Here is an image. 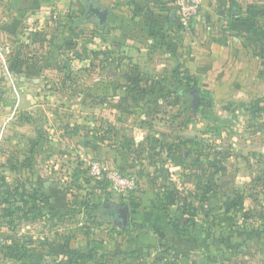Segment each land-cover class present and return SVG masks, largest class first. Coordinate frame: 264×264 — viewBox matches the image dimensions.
I'll return each mask as SVG.
<instances>
[{
	"label": "rangeland",
	"instance_id": "1",
	"mask_svg": "<svg viewBox=\"0 0 264 264\" xmlns=\"http://www.w3.org/2000/svg\"><path fill=\"white\" fill-rule=\"evenodd\" d=\"M250 2L260 19L241 40L257 44L260 37L261 43L239 55L243 73L236 69L235 76L232 66L229 74L216 71L213 80H203L185 72L191 85L210 93L212 108L200 110V101L194 111L193 97L182 95L164 99L169 111L166 104L154 108L145 88L129 81L153 75L143 53H116L118 63L108 60L104 69L94 55H81L79 62L65 56L60 78L41 83L22 80L17 68L0 63V264H264V0ZM114 68L116 86L135 93L117 111L96 92L98 74ZM113 125L123 127L115 134ZM156 125L164 129L162 139L151 131ZM133 126L149 130V139L164 149L183 143L178 155L187 156L180 161L185 171L172 172L164 162L163 169L145 172L153 162L141 158ZM103 151L114 157L105 159ZM94 162L135 176L137 190L129 199L118 197L108 181L92 178ZM127 163L150 182L170 228L133 223L124 233L104 215L106 202L136 211L146 190ZM207 185L212 192L204 197ZM41 195L51 201L42 203ZM236 197L242 208L228 214L224 203ZM177 219L190 223L183 237L170 223ZM135 237L142 238L137 247ZM14 245L20 250L10 258L7 249Z\"/></svg>",
	"mask_w": 264,
	"mask_h": 264
},
{
	"label": "crops",
	"instance_id": "2",
	"mask_svg": "<svg viewBox=\"0 0 264 264\" xmlns=\"http://www.w3.org/2000/svg\"><path fill=\"white\" fill-rule=\"evenodd\" d=\"M91 1L100 9L108 11L104 25L88 14L87 5ZM174 1L0 0V63L7 67L13 64L21 73L22 80L32 78L34 83H41L44 78L46 82L60 78L59 70L65 56L71 62H79L81 55L87 54L88 58L94 55L102 64L100 68L104 69L108 60L118 63L116 53H143L146 60L151 62L149 65L154 71L153 75L140 77V74H135L129 81H136V86L145 88L144 92H139L155 99L154 108L161 106L162 110L166 107L169 111V106L164 103L165 98L173 95L184 97L180 90L171 91L170 88H174L177 70L180 73L182 71L181 79H185V72H188L193 78L213 80L216 71H220L219 74L222 75L229 74L228 69L232 66L234 72L237 69L239 73H243L245 67L242 66L239 55L248 53L250 44L254 43H250L249 37L248 42H243L241 38L255 31L251 25H256V21L260 19V14L254 13L250 8V0H201L199 14L191 28L185 30L179 22ZM260 40L258 37L254 46L260 45ZM234 74L236 76V72ZM223 79L225 78H222V82H228ZM235 80L237 79H232L233 82ZM96 81L101 82L97 87V96L109 100L115 111L135 94L132 90L116 86V81L120 80L115 68L104 75L98 74ZM161 104L166 105L162 107ZM120 126L123 127L113 125L111 129L116 134L120 131ZM159 130L163 132L164 129H158L156 125L151 131L159 132V138L165 135ZM132 131L143 161L153 162V167L146 165L145 172L163 169L164 162L165 167L172 172L181 169L185 171L180 161L184 162L183 159L187 156L178 155L183 143L174 146L173 143L168 144L164 149L165 145L158 139H149V130L142 126H133ZM102 154L105 159L114 157L113 152H110L109 157L107 152L103 151ZM124 167L127 171L137 173L134 172L146 190L138 198L135 208L133 207L136 211L133 212L129 205L130 217L124 229L112 219L109 220L124 233L133 223L140 227L158 225L160 228L161 225L163 229L170 228L164 211L159 210L155 204V192L140 167L136 168L128 163ZM108 203L105 210L124 206ZM151 229L154 231V228ZM164 232L161 231L160 237L165 238ZM135 238L134 246L137 247L142 238Z\"/></svg>",
	"mask_w": 264,
	"mask_h": 264
},
{
	"label": "built area",
	"instance_id": "3",
	"mask_svg": "<svg viewBox=\"0 0 264 264\" xmlns=\"http://www.w3.org/2000/svg\"><path fill=\"white\" fill-rule=\"evenodd\" d=\"M174 5L181 26L185 30H189L201 10L202 1L175 0ZM90 174L97 183L108 181L113 193L125 200L129 199L133 195L132 193L137 190L138 181L135 176H127L118 171H108L100 162H94L90 166Z\"/></svg>",
	"mask_w": 264,
	"mask_h": 264
},
{
	"label": "trees",
	"instance_id": "4",
	"mask_svg": "<svg viewBox=\"0 0 264 264\" xmlns=\"http://www.w3.org/2000/svg\"><path fill=\"white\" fill-rule=\"evenodd\" d=\"M11 67H13L12 64H11ZM13 68H15V67H13ZM175 78H177V80L173 84L174 85V88H175V91L180 90L181 93L184 95V97L192 98L191 92L194 89L197 88L196 85H191L192 80L191 79H186V78L185 79H181V73H180L179 70H177L175 72ZM200 96H201V104H200V108L199 109L201 110V108H202L203 105H207L208 108H212V102L211 103L210 102L207 103V101H208L207 98L210 96V93H202L201 92ZM222 123H225V122H222ZM194 174H195V172L192 171L191 172V176H193ZM205 190L206 191L204 192V195H205L204 197H208L209 194H211V192H212V189H210V185H207V187L205 188ZM38 193L39 192H36L32 196L33 201H38V197H37L38 196ZM21 197L24 198V195L22 194ZM41 197H42V201H41L42 203H45V202H48L49 203L51 201V198L49 199V198L45 197L44 195H41ZM173 197H174V195H173ZM169 199L170 200L172 199V193L169 194ZM174 202L175 201H174V198H173L170 204L172 205ZM24 204H25V207H27L28 204H29V201L28 200H24ZM107 204H109V203L106 202L105 205L107 206ZM126 205H128V204H126ZM162 205L165 206L164 204H162ZM242 205H243V200L242 199H238L236 197V198H230V199H228L224 203V208H225V211L229 214L233 210L239 209L240 207L242 208ZM189 206L192 207L191 203L189 204ZM96 208H97L96 210H98L99 207H96ZM33 211H34V208L31 207L30 208V212H33ZM193 216H194V213L191 214V217H193ZM170 223H171V225L173 227H176L178 229L179 233L182 234V237L184 236V233L188 231V226L190 224L189 221H188L187 223L181 225L180 224V219L171 220ZM189 238H191V236H189ZM7 250H8L7 256L10 257V258H14L15 257L14 253L18 252L20 250V248L18 247V245H14V246L9 247Z\"/></svg>",
	"mask_w": 264,
	"mask_h": 264
},
{
	"label": "water",
	"instance_id": "5",
	"mask_svg": "<svg viewBox=\"0 0 264 264\" xmlns=\"http://www.w3.org/2000/svg\"><path fill=\"white\" fill-rule=\"evenodd\" d=\"M87 12L90 16L95 17L101 25H104L106 23L107 17H108V11L100 9L92 1L87 5ZM191 96L193 97V110L196 111L199 104H200V101H201L199 89H194L191 92ZM45 187H47V186H45ZM108 206H109V204H108ZM120 209H122L124 211L125 216H123V217L125 218V226H126L128 223L127 219L129 217V206L124 205ZM120 227L124 229V227H122V226H120Z\"/></svg>",
	"mask_w": 264,
	"mask_h": 264
},
{
	"label": "flooded vegetation",
	"instance_id": "6",
	"mask_svg": "<svg viewBox=\"0 0 264 264\" xmlns=\"http://www.w3.org/2000/svg\"><path fill=\"white\" fill-rule=\"evenodd\" d=\"M114 208L115 207H113V209L110 208V210H106L104 212V215H106L109 219H112L114 223H116L117 225L124 227L125 226V218L123 217L125 216L124 211L120 208L119 209H114Z\"/></svg>",
	"mask_w": 264,
	"mask_h": 264
}]
</instances>
